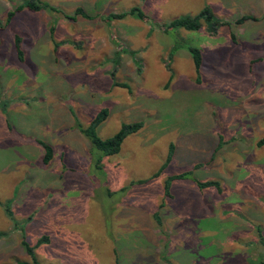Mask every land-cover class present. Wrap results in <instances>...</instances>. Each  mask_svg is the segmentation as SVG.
Instances as JSON below:
<instances>
[{
  "label": "rangeland",
  "instance_id": "rangeland-1",
  "mask_svg": "<svg viewBox=\"0 0 264 264\" xmlns=\"http://www.w3.org/2000/svg\"><path fill=\"white\" fill-rule=\"evenodd\" d=\"M27 1L0 0V264L32 262L23 236L38 264L264 260V0L19 9ZM135 6L148 18H108ZM205 6L217 27L156 26ZM78 7L93 18H70ZM190 46L203 52L200 74ZM103 108L102 139L124 123L143 127L102 157L98 176L75 117L87 125ZM39 140L54 148L48 163ZM191 170L167 195L168 177Z\"/></svg>",
  "mask_w": 264,
  "mask_h": 264
},
{
  "label": "trees",
  "instance_id": "trees-1",
  "mask_svg": "<svg viewBox=\"0 0 264 264\" xmlns=\"http://www.w3.org/2000/svg\"><path fill=\"white\" fill-rule=\"evenodd\" d=\"M24 7H27L30 10L33 11H40V10H54L55 7H53V5H51L50 3H46L43 2L41 0H31V1H27L24 5H21L19 7V9H22ZM94 9V8H93ZM93 9H91V12L93 11ZM95 12V11H93ZM78 14L83 15L84 17L87 18H93L92 14H89L84 8L82 7H78L75 14L70 16V18H72L73 20L76 18V16ZM128 15H132V16H136L138 18L146 19L148 18L146 13L140 8V7H132L130 10L128 11H123V12H118V13H110L108 15V18H124ZM14 16V13H11L10 18H12ZM249 18H254L253 16L247 15L244 16L240 19V22L249 19ZM201 19H204L207 23H209L212 27H217L219 24H221V19H219L214 11L212 10V8L210 6H205L197 15H184V16H180L177 17L173 20H171L168 23H158L159 28L164 27L166 28H185L186 30H200L202 28V24H201ZM11 20V19H10ZM1 26V23H0ZM21 41L20 38H17L16 40V47H17V52L19 54L20 57L23 56V51H22V47H21ZM189 51L194 59V63L196 66V70L197 72L200 74V70L201 67L203 65V52L200 48L197 47H193L190 46L189 47ZM108 116V110L106 108L101 109V111L92 119V121L85 125L83 124L79 118L75 117V126L76 128L80 131V133L85 137V139L88 141L89 144V155H90V159L92 164L91 165V169L93 166V172L97 173L98 176H101V172H102V165L100 163V161L102 162V157L103 156H110L113 154H116L119 152L121 145L124 141V139L129 135L132 134L134 132H137L140 128L143 127V123L141 121L138 122H134V123H124L121 127V129L112 137L108 138V139H102L99 134H98V127L103 123L104 120H106ZM39 142L41 143V145L44 147L45 149V156H44V161L46 163L50 162L54 156V148L51 144L43 141V140H39ZM175 151V147L172 145L171 146V150H170V154L167 160V163L171 160L173 154ZM166 166V164H165ZM193 174V171H185L179 174H174L168 177L166 184H165V189L167 192V195H171V188H172V182L176 179H183V178H188ZM196 182L198 183V185L201 188L207 187V186H219L218 182H214V181H200L195 179ZM8 216L13 220L14 224L16 226H20V223L18 221H16L13 217L12 211L9 208V206H7L5 208ZM160 220V219H158ZM22 228L24 226H21ZM5 234V232L0 231V237L3 236ZM23 234L24 233V229H23ZM23 240L22 243L25 246L28 254L31 256L32 258V262L31 263H27V264H38V259L36 256V252H35V247L30 245L29 242L25 239V236H23ZM48 237L47 236H43L42 238L39 239V241L37 242V245H40L44 242H48ZM261 244L264 245V236H261ZM254 264H264V260H259L257 262H255Z\"/></svg>",
  "mask_w": 264,
  "mask_h": 264
}]
</instances>
